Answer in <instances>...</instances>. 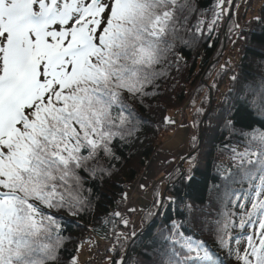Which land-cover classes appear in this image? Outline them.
I'll use <instances>...</instances> for the list:
<instances>
[{
	"label": "snow or ice",
	"instance_id": "obj_1",
	"mask_svg": "<svg viewBox=\"0 0 264 264\" xmlns=\"http://www.w3.org/2000/svg\"><path fill=\"white\" fill-rule=\"evenodd\" d=\"M237 7L235 0L209 7L201 0H0V264H79L65 233L97 210L98 182L114 174L122 148L148 123L136 107H152L145 101L160 96L183 47L211 36ZM240 27L229 31L239 37ZM230 81L219 115L202 108L195 115L215 122L207 130H219L231 167L210 153L203 165L191 155L188 169L165 174L168 195L152 186L150 206L137 211L123 194L119 210L95 217L107 227L108 250L121 257L109 264H129L128 251L144 234L133 215L151 242L131 264H264V72L251 82L233 73ZM201 168L203 194L180 192L176 185L191 188Z\"/></svg>",
	"mask_w": 264,
	"mask_h": 264
},
{
	"label": "trees",
	"instance_id": "obj_2",
	"mask_svg": "<svg viewBox=\"0 0 264 264\" xmlns=\"http://www.w3.org/2000/svg\"><path fill=\"white\" fill-rule=\"evenodd\" d=\"M212 2L213 0H201L205 7H209ZM235 3L239 7L233 8L235 15L231 20L222 19L219 28L211 36L199 37L194 43L183 47L178 54L179 67L173 64L167 80L161 81L160 96L145 101L146 105L151 104L152 107L143 109L136 107L137 112L148 123L137 134L138 139L130 146L122 148L123 158L114 169V174L106 177L103 182H98L97 210L90 212L83 220H80L78 225L81 226L70 225L69 231L65 233L66 236L72 237V240L66 243V247L73 256H76L80 245L91 242V247L103 248V256L96 264H109L112 258L121 259L116 252L108 250L113 247V244L110 238H105L107 227L97 224L95 217L103 218L106 215L105 210L109 212L119 210L115 201H119L125 193L128 197L125 204L131 203V196L135 194L132 195V193L139 187L138 180L145 176L155 156L161 152H171V154L175 152L174 149L165 145L164 140L172 135L179 124L183 123L185 115H187L185 124L187 134L184 143H180V146L185 147V152L183 156L174 155L176 157L170 158L162 167L164 169L172 167L169 172H172L175 178L177 167L188 169L189 156H198L200 164L203 165L207 159L205 153H210L216 165L222 169L231 167L229 157L221 154L219 130L216 132L207 130L209 124L215 122L203 116L197 117L195 110L202 108L204 113L211 116L219 115L225 106V94L231 95L230 77L233 73L251 82L254 77L258 80L259 74L264 72V22H261L264 21V0H235ZM210 16L211 13H209V18ZM257 17L260 20H257ZM236 22L241 26L237 30L240 33L239 37L229 31V28ZM221 65H225L226 71H220ZM165 117L174 121V124H166ZM199 120H203V123L197 127L194 121ZM194 136L198 137L196 147L192 140ZM195 175L197 183L191 188L185 189L179 184L176 185L180 192H186L193 197L203 194L204 177L208 175V172L201 168ZM161 180L164 188L159 189L164 192L166 185L171 187V184L166 176ZM160 181H155L145 191L151 192L150 195L143 194L149 201V206L153 199L152 186L156 184L160 187ZM168 194L169 192L166 191V195ZM168 213L172 214V209H168ZM60 214L68 220L72 219L67 217L66 212ZM139 225L138 231L144 234L137 241L136 246L128 251L129 264L137 257L143 246L151 242V232L141 228V219H139ZM93 227L96 228L95 231L92 230ZM245 244L246 240L240 241L241 250ZM91 252L90 248L88 258L82 264H91L94 261L90 255Z\"/></svg>",
	"mask_w": 264,
	"mask_h": 264
},
{
	"label": "rangeland",
	"instance_id": "obj_3",
	"mask_svg": "<svg viewBox=\"0 0 264 264\" xmlns=\"http://www.w3.org/2000/svg\"><path fill=\"white\" fill-rule=\"evenodd\" d=\"M186 121H187V115H185V117L183 118L182 120L183 123L181 122L182 124H179L178 128L172 133V135H170L166 140H164L165 145L168 146L169 148L174 149L175 152H172V154L171 152H167V153L161 152L160 154H157L155 158L151 161L150 165L148 166L145 176L138 180L137 182V185L139 186L138 190L133 191L132 195L134 193L135 194L131 196L132 200L130 203V205L135 207L137 210H140L142 207H144L145 205H148L149 203V201L147 200V198H145L143 194L150 195L151 192L149 191L145 192V191H147L148 188L151 186V184H153L155 181H160L161 179H164V177L166 176L165 174L171 170L172 167H168L167 169H164V167H162L163 164L168 162L170 158H173V157L175 158L176 156L174 155L179 154V156L180 155L183 156L185 152V147L180 146V143L183 144L186 138V134H187V126L185 125ZM141 183L145 184L147 187L144 189H141L140 188ZM159 184H160L159 188L162 190L164 188V183H162V180L160 181ZM161 193H163V191H161ZM132 219L136 223L137 230H139L140 217L133 215ZM90 248L92 250L94 249L93 247H91V242H87L79 246L78 252L76 254V257L79 263L82 264L83 262L87 260L88 251L90 250ZM90 255H92V253H90Z\"/></svg>",
	"mask_w": 264,
	"mask_h": 264
},
{
	"label": "built area",
	"instance_id": "obj_4",
	"mask_svg": "<svg viewBox=\"0 0 264 264\" xmlns=\"http://www.w3.org/2000/svg\"><path fill=\"white\" fill-rule=\"evenodd\" d=\"M91 253L92 258L94 259L91 264H96L103 256V248H94Z\"/></svg>",
	"mask_w": 264,
	"mask_h": 264
},
{
	"label": "water",
	"instance_id": "obj_5",
	"mask_svg": "<svg viewBox=\"0 0 264 264\" xmlns=\"http://www.w3.org/2000/svg\"><path fill=\"white\" fill-rule=\"evenodd\" d=\"M166 191H167V190L165 189V191L163 192L164 195H166Z\"/></svg>",
	"mask_w": 264,
	"mask_h": 264
}]
</instances>
